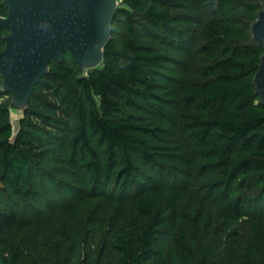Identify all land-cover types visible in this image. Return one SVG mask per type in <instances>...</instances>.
Instances as JSON below:
<instances>
[{
	"label": "trees",
	"instance_id": "obj_1",
	"mask_svg": "<svg viewBox=\"0 0 264 264\" xmlns=\"http://www.w3.org/2000/svg\"><path fill=\"white\" fill-rule=\"evenodd\" d=\"M261 4L210 0L208 20L189 34L175 24L191 23L175 14L181 0H120L112 27L113 34L121 23L120 42L111 34L92 71L67 53L51 62L15 136L0 76V196L30 198L31 187L54 181L46 164L55 160L69 174L68 188L99 201L92 225L113 209L114 231L95 252L86 231L78 258L73 247L67 256L1 250L0 264H264V106L253 85L264 48L251 36ZM6 34L0 28V50ZM176 131L188 141L173 145ZM192 156L214 171L202 187L223 205L221 220L230 228L244 221L240 243H207L203 218L179 220ZM129 206L137 227L125 234L119 224Z\"/></svg>",
	"mask_w": 264,
	"mask_h": 264
},
{
	"label": "rangeland",
	"instance_id": "obj_2",
	"mask_svg": "<svg viewBox=\"0 0 264 264\" xmlns=\"http://www.w3.org/2000/svg\"><path fill=\"white\" fill-rule=\"evenodd\" d=\"M181 1L185 7L175 14L180 20H190L191 23L185 25L182 22L180 24L175 22V24L180 27L186 26L190 34L194 27L208 20L210 0ZM118 6H121L120 2ZM121 31L122 26L118 21L112 34L115 44L120 42ZM83 72L87 71L83 70ZM22 118V111L10 110L14 136L22 127ZM178 127V124L174 125L175 129ZM175 133L172 137L173 145L188 141L184 133L178 131ZM187 168L190 171V178L183 183L176 203L179 220L191 224L203 218L210 226L201 231L202 235L207 236V243L210 241H214L216 245L220 243L221 248L228 245L231 240L237 239L240 243V239H246L248 230L244 221H239L234 228H230L228 222L222 221L219 217V210L223 205L214 195L207 194L202 187L209 178L215 176L214 171L205 166L204 161H199L193 156L190 157ZM46 170L54 181L44 180L38 189L31 187L34 195L30 198L18 199L9 193L0 196V251L24 253L35 251L56 255L59 250L63 256H67L70 254V248L73 247L74 255L78 258L82 250L80 239L86 231H89L88 246L92 252H95L101 243L110 242L114 236V231L110 227L113 209L98 214L97 218L101 223L92 225L99 201L85 197L72 187L68 188L69 174L66 168L55 160L46 164ZM76 188L78 189L77 186ZM38 194H41L43 199H40ZM231 194L238 193L232 191ZM136 227L137 218L133 208L129 206L126 209L125 220L119 224V228L125 234H130ZM163 249L164 257L167 260L171 259L173 256L170 255L169 248L165 246Z\"/></svg>",
	"mask_w": 264,
	"mask_h": 264
},
{
	"label": "water",
	"instance_id": "obj_3",
	"mask_svg": "<svg viewBox=\"0 0 264 264\" xmlns=\"http://www.w3.org/2000/svg\"><path fill=\"white\" fill-rule=\"evenodd\" d=\"M120 0H3L7 31L0 50L2 91L14 109L24 112L35 85L51 62L65 53L82 70L98 69L109 43ZM252 38L264 48V0L251 26ZM255 94L264 106V52L253 78Z\"/></svg>",
	"mask_w": 264,
	"mask_h": 264
}]
</instances>
